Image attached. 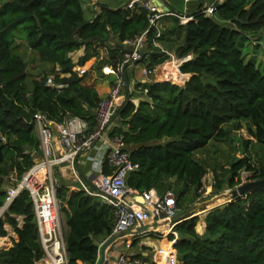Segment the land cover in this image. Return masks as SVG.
Segmentation results:
<instances>
[{
  "label": "trees",
  "instance_id": "trees-1",
  "mask_svg": "<svg viewBox=\"0 0 264 264\" xmlns=\"http://www.w3.org/2000/svg\"><path fill=\"white\" fill-rule=\"evenodd\" d=\"M214 4L212 14H205L201 4L185 23L169 14L161 16L155 26L149 25V10L139 5L102 2L91 8L93 14L87 18L83 0H0V205L9 175L20 178L41 153L31 122L34 113L43 112L57 121L79 116L91 128L101 99L95 82L97 77L105 78L103 64L115 67L124 52L122 42L144 31L143 56L137 62L150 71L149 77L171 52L177 57L190 52L197 56L179 65L182 73L190 75L183 85L146 80L138 83L140 89L135 92L142 99L137 104L125 99L116 110L111 135L123 136L130 159L137 165L126 183L139 191L171 189L179 210L193 205L207 170L194 152L211 140L228 138L231 130L226 124L237 130L243 121L249 123L248 134L262 153L257 162L249 154L233 158L227 187L239 183V170L251 169V162L258 177H263L264 68L253 58L245 60L242 48L249 34L264 30V0H216ZM20 42L49 68L32 76L18 51ZM99 44L107 46V56L80 75L74 67L97 55ZM80 48L84 54L73 61L70 53ZM48 74L66 86L59 90L47 86ZM240 141L247 148L252 144ZM58 180L56 194L67 225L69 262L94 264L101 242L111 234L113 208L80 189H70L62 177ZM188 191L195 197L185 206ZM14 215L23 216L21 226ZM198 220V215L185 217L172 227L179 264H264V188L206 211L203 233L196 230ZM5 223L12 226L17 239L0 251V264H33L43 251L27 191L15 197L0 218V236L6 234ZM167 238L174 239V234L168 232ZM136 242L134 238L132 245ZM118 244L125 246L124 238L108 252ZM110 262L107 259L105 264Z\"/></svg>",
  "mask_w": 264,
  "mask_h": 264
},
{
  "label": "built area",
  "instance_id": "built-area-1",
  "mask_svg": "<svg viewBox=\"0 0 264 264\" xmlns=\"http://www.w3.org/2000/svg\"><path fill=\"white\" fill-rule=\"evenodd\" d=\"M183 1L187 3L188 0ZM214 2L206 4L202 11L205 14H212L215 11ZM125 5L127 7L139 5L148 9L150 12L149 25H158V19L169 14L177 16L181 23L192 18L191 15L187 16L172 10L163 11L152 0H128ZM145 39L146 31L134 38L125 39L122 42L124 52L121 60L116 63L115 67L105 66L106 73L112 75L113 78L107 93L101 97L95 109V123L91 128L88 122L79 116H70L62 121H57L40 111L33 115L31 122L38 135L41 153L20 178L17 179L14 174L9 175L10 183L6 186L5 197L0 205V218H2L14 198L24 190L28 192L43 251L42 256L33 264H70L65 239L67 230L62 223L60 202L56 194L59 177L69 178L70 185H73L71 182H77L78 186L75 189L97 197L113 208L115 222L110 235L133 229L141 223L158 222L160 225L152 228V232L157 235L155 231L162 227L164 221L169 226L168 232H173L174 223L170 222V219L178 212L173 191L167 189L159 194L154 187L139 191L129 186L126 183V177L137 165L130 159L123 136L111 135V128L114 125L113 116L116 110L125 99L132 100L134 92L140 89L138 83L142 81L136 80L130 83L127 71L142 58ZM96 49L100 57L107 56L106 45L99 44ZM169 54L170 62L174 59L179 60L176 65V73L179 75V82L181 80L184 84L189 75L182 73L179 70V65L189 59L190 55L177 57L172 52ZM165 61L161 63L164 70L168 64ZM75 70L80 75L85 72L84 70ZM149 72L146 68L142 70L144 78L148 77ZM59 76L61 77L63 74ZM164 80L178 83V79L171 75L165 77ZM45 84L58 90L66 86L61 81H55L53 74H48ZM79 156H84L85 160L89 161V166L84 172L80 171L79 164H77ZM251 163V169L242 168L239 170L237 185L248 180L264 178V175L261 178L258 177V172L254 167L255 162ZM85 164L82 162L80 165L83 167ZM64 170H67V175L64 174ZM139 198L142 200L139 201ZM14 217L17 226H21L23 216L14 215ZM8 226L13 230L12 226L6 223L4 224L5 230ZM7 237V234L0 236V251L12 245L9 239L8 243ZM174 241L175 239L169 240V251L164 248L157 249L163 262L176 264V252L171 248ZM128 246L129 244L125 243L122 252L114 257L113 264H158L154 258L149 261L136 254H129ZM76 264L90 263L77 260Z\"/></svg>",
  "mask_w": 264,
  "mask_h": 264
},
{
  "label": "rangeland",
  "instance_id": "rangeland-1",
  "mask_svg": "<svg viewBox=\"0 0 264 264\" xmlns=\"http://www.w3.org/2000/svg\"><path fill=\"white\" fill-rule=\"evenodd\" d=\"M128 0H118L116 1H110V0H83L84 2V9H85V16L87 18H90L92 16V12L90 11L91 8L95 9L99 3L102 2H106L107 4H113L114 6L117 5H123L125 2H127ZM215 0H208V3L214 2ZM86 2V3H85ZM185 2L183 0H178V2L175 5V8L177 11H179L180 13H184L185 9ZM88 7V8H87ZM99 7V6H98ZM249 38H247L244 41V46H243V53H244V57L245 60H249L250 58H253L256 60V63L258 66L264 68V30L259 31L256 34H249L248 35ZM18 51L20 52V54L27 60L28 62V72L33 74H37L39 73V71L42 69H48V65L46 63L41 62L40 60H38L37 55L35 52L31 51L24 42H20L19 47H18ZM97 51V49H96ZM98 52V51H97ZM190 55V53L188 54ZM187 55V56H188ZM73 59H76L78 57V55H73L72 56ZM95 59L92 57L88 60L89 62H92L94 66L98 61H100L103 57H100V54L98 53L97 55H95ZM168 63L166 67V69L163 71L164 72V77L161 76V71L164 69L162 68V65H158V73L159 75H157V77L159 78L158 80L162 81L165 79V77L168 76H172V77H176V79H178V85H183L182 81L180 80L179 82V75L177 73L176 76V69H170L171 66V62L169 59H167V61H165ZM88 63L85 65L87 66ZM176 63V60H175ZM140 65L141 62H137L135 67H137L138 69H140ZM173 65H176L173 63ZM91 66V67H92ZM105 66L106 64H103L101 70L102 73L105 74V78L107 80L113 78L112 75H109L106 73L105 71ZM78 69V68H77ZM82 69V68H79ZM80 71V70H79ZM142 71V70H141ZM187 76L189 75L188 73H186ZM107 75V76H106ZM103 79V78H102ZM97 80H100V77H97ZM112 79L110 80L111 83ZM102 81H98L97 84V88L99 93L104 96L105 94L101 91V87H105L104 83H101ZM109 83V85H110ZM249 123L247 121H243L242 122V127L237 130V131H233V124L228 123L226 124V127L229 128L230 131V135L228 136V138L224 139V140H211L205 147L200 148L198 150H196L194 152L195 158H197L205 167H206V174L202 180V186L201 188L196 192V199L194 201V203L196 204H200V203H211L217 196H220V194L222 193H226L228 191V187H227V179L230 176V173L228 172V167H229V163L233 158H239V157H243V155L245 154H249L251 157V160H254L257 162V159L260 158L261 153H262V147L258 144H255L252 140H250V136L248 134L247 131V127H248ZM240 139H243V141H251L252 144L249 145V147H245ZM84 171L87 169L82 168ZM239 175V173H238ZM68 183H69V178L66 179L64 178ZM215 181V184H214ZM71 182V181H70ZM220 182V185H218V183ZM71 184H73V186L77 187L78 183L77 182H71ZM214 184V186H213ZM174 187V186H173ZM159 194H161V192H158ZM176 194V192H175ZM195 197V193L193 191H188L185 194V200L183 202V205H187L193 198ZM197 213V212H196ZM61 219H62V223L63 226L65 225V221H64V214L61 210ZM199 217V216H198ZM164 228V230H163ZM197 228V227H196ZM165 227H161L160 229L156 230L155 232L157 233V235H162L166 233ZM154 234V233H153ZM168 234V233H167ZM166 234V237H167ZM137 242H138V238H137ZM136 242V244H137ZM135 244V245H136ZM169 246L165 244H163L164 250L169 251ZM118 249V253L122 252V250L125 248L124 245H120L117 247ZM175 258H176V264H179L178 260H177V256L175 254ZM158 264H171V263H167V262H163L162 257L157 258Z\"/></svg>",
  "mask_w": 264,
  "mask_h": 264
},
{
  "label": "crops",
  "instance_id": "crops-1",
  "mask_svg": "<svg viewBox=\"0 0 264 264\" xmlns=\"http://www.w3.org/2000/svg\"><path fill=\"white\" fill-rule=\"evenodd\" d=\"M152 1L155 2V0H152ZM160 2L163 3V4H165V5H168L171 8L172 11L177 12V13H180L175 8V5L178 2V0H160ZM201 4H202V8H203L206 4H208V0H188L187 3L184 6V9H185L184 13H180V14H185V15L189 16L191 13H193L194 11H196L200 7ZM75 54L78 55V57L76 59H73L72 56L75 55ZM83 54H84V50H83V48H80L79 50H76V51L71 52L70 53V56H71V58H72L73 61H76L79 58V56H81ZM92 57L94 59L96 58L95 55L94 56H91L90 58H92ZM88 60L83 65H76L74 67V69H77L78 68V70H84V71L89 70L91 68V66L93 65V63L92 62H89L88 63ZM175 60H176V63H175ZM178 62H179L178 59L172 60L171 61L170 69H173V68L176 69V65H177ZM87 63H88V65L85 66ZM173 63L176 64V65H173ZM167 65L168 64H166V66ZM157 66H155L153 68V70L151 72L152 76L149 77V75H148L147 78H144V75L142 74V71H141L144 68H146L143 64L140 65V69H138L137 67L134 66L133 68H131L130 70L127 71V77L129 78V82L132 83V82H135L136 80H140L142 82H145L146 80L158 81L159 78L157 77V75H159V73H158V67ZM79 68H82V69H79ZM163 71H164V69L161 71V76L162 77H164V72ZM37 74L34 75V73H33L31 75L32 76H37ZM176 75H177V73H176ZM111 79L107 80L106 78H103V79L100 78V80H96L95 87L97 88V86H98L97 82L98 81H102L101 83H104L105 84V87L104 88L101 87V91L104 94H106L107 91H108L109 83H110V80ZM96 90H97L98 94L102 97V95L99 93L98 89H96ZM133 95L134 96L132 97L133 98L132 100L134 101L135 104H137L139 102V100L142 99V97L138 93L135 94V92H134ZM237 130H239V129H237ZM237 130L236 129H233V131H237ZM250 139L252 140L251 137H250ZM88 156H90V155H88ZM82 162H85L86 163L83 167H82V165H80V164H82ZM77 164H79L80 171L81 172H84V170L82 168H85V169L88 168L89 161L88 160H85V157L84 156H79L78 161H77ZM64 174L67 175V170H64ZM70 189H75V186L71 185L70 186ZM183 209H185V208H183ZM180 210H182V209H180ZM180 210L178 209L177 211H180ZM205 213H206V211L199 212L197 214L199 216V220H198L199 228H196V230L199 233H203V231H204V225L205 224H204L203 218H204ZM65 227H66V230H67L66 223H65ZM162 227H165V229H168L169 226L166 225V223H164L162 225ZM163 230H164V228H163ZM6 232H7L6 234L8 235L7 240L9 239L11 241V243L13 242V240H16L17 239L16 232L14 230H12L9 226L6 227ZM167 233H168V230H166V233L165 234H162V235H156V234H153V232H152V233H150L148 235H143V236L137 237L138 238V242H137L136 245H132V241H133L132 237H130V236L129 237H126V238H124L125 243L126 244H129V246L127 247V252L129 254H138V253H141L143 255H149L151 258H154V259L157 260V258H160V254L157 252V249L163 247L164 241H166L167 243H170L169 242V239L166 237V234ZM172 233L174 234V239H175L177 237V235H176L175 232H172ZM9 240H8V243H9ZM119 245L120 244L116 245L115 247L112 248V250H110L109 252H107V257H108L107 259L111 260L110 264H112V259L110 257L111 256L115 257V255L118 252V250H117L118 248L117 247ZM143 246H146L149 249H143L142 248ZM171 248L173 249V251L175 250L173 248V245H172Z\"/></svg>",
  "mask_w": 264,
  "mask_h": 264
},
{
  "label": "water",
  "instance_id": "water-1",
  "mask_svg": "<svg viewBox=\"0 0 264 264\" xmlns=\"http://www.w3.org/2000/svg\"><path fill=\"white\" fill-rule=\"evenodd\" d=\"M154 3L156 5H158L163 11L171 10V8L168 5L161 3L160 0H155ZM196 56H197L196 53L190 52V58L191 59L195 58ZM189 76H188V78H189ZM158 81H160V80H158ZM172 82L176 83L175 81H172ZM260 188H264V178L245 181V182L235 186L234 188L229 189L226 193L220 194V196H223L226 199L224 202H226V201H230L231 199H233L235 197H239V196L251 193L253 191H256ZM141 200L142 199L139 198V201H141ZM224 202H222V203H224ZM222 203L212 205V206H209L210 203H205V202L200 203V204L194 203L193 205L178 211L174 216L171 217L170 222L175 224L176 222L184 219L185 217L188 218V217L197 215L199 212L208 211L209 209H211L217 205H220ZM164 223H166V221H164ZM158 225H160V223H158V222L141 223V224L136 225L133 229H127V230L122 231L120 233H115L113 235L108 236L105 240H103L101 242V244L99 246L98 258H97L96 264H105L106 263L107 258H108L107 252H108L109 247L113 243L118 241L119 239L126 238L129 236L132 237V239H134V238H137V237H140L143 235H148V234L152 233V228H156ZM110 258L114 259L113 256H111Z\"/></svg>",
  "mask_w": 264,
  "mask_h": 264
},
{
  "label": "bare ground",
  "instance_id": "bare-ground-1",
  "mask_svg": "<svg viewBox=\"0 0 264 264\" xmlns=\"http://www.w3.org/2000/svg\"><path fill=\"white\" fill-rule=\"evenodd\" d=\"M220 199H225V198L223 196H217L211 203H214L215 201H218Z\"/></svg>",
  "mask_w": 264,
  "mask_h": 264
}]
</instances>
